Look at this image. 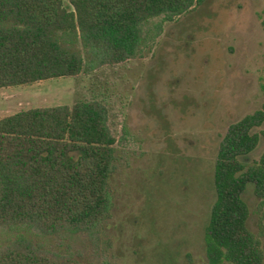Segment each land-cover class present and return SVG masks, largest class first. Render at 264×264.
<instances>
[{
	"label": "rangeland",
	"instance_id": "rangeland-1",
	"mask_svg": "<svg viewBox=\"0 0 264 264\" xmlns=\"http://www.w3.org/2000/svg\"><path fill=\"white\" fill-rule=\"evenodd\" d=\"M158 21L150 22L140 55L116 67L0 89V118L98 99L110 108L116 140L109 179L113 206L98 247L82 234L6 229L0 230V247L23 233L80 264L205 260L218 143L231 123L264 102V0H204L160 32ZM263 149L261 139L243 161L252 163ZM244 200L248 227L258 233L251 184Z\"/></svg>",
	"mask_w": 264,
	"mask_h": 264
},
{
	"label": "trees",
	"instance_id": "trees-1",
	"mask_svg": "<svg viewBox=\"0 0 264 264\" xmlns=\"http://www.w3.org/2000/svg\"><path fill=\"white\" fill-rule=\"evenodd\" d=\"M0 0V89L91 75L138 57L162 25L204 0ZM264 91V84H261ZM110 108L98 99L34 107L0 118V230L39 236L82 234L93 249L108 225L115 137ZM264 102L231 123L213 164L215 199L198 264H264ZM258 199V233L244 200ZM0 264H80L27 234L0 247ZM100 264H113L104 259Z\"/></svg>",
	"mask_w": 264,
	"mask_h": 264
}]
</instances>
